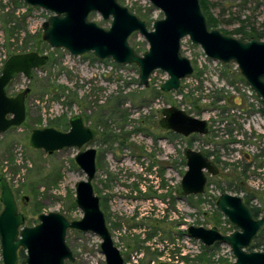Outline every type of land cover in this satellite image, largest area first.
<instances>
[{
    "label": "rangeland",
    "instance_id": "obj_1",
    "mask_svg": "<svg viewBox=\"0 0 264 264\" xmlns=\"http://www.w3.org/2000/svg\"><path fill=\"white\" fill-rule=\"evenodd\" d=\"M119 2L145 20L149 29L164 17L148 0ZM210 2L211 11L221 21L218 29L237 28L238 20L227 21L234 17L248 19L259 29L263 27L264 0L259 5L250 2L245 8H240V0ZM52 13L24 0H0V74L1 63L12 54L38 51L50 57L45 66L33 71L30 79L17 74L8 86L12 96L31 88L26 98L27 117L21 126L0 134V173L8 178L19 210L27 216L26 225L39 223L38 216L51 211L60 212L69 220L82 218L83 212L75 201V184L86 179V175L75 155L88 147L97 150L93 187L102 210L103 197L109 196L105 210L108 227L117 224L112 236L125 264H159L160 256L175 252L173 242H178L177 238L182 240V232L186 230L187 234L190 225L217 227L223 234L236 230L217 207L218 196L224 192L244 199L249 191L253 195L250 203L260 207L263 214L264 104L247 84L236 62L213 60L200 45L185 37L181 52L191 60L194 73L182 79L178 90L164 92L160 86L169 75L157 69L146 88L139 82L136 64H117L111 58L99 60L92 52L74 56L65 48L51 47L43 40V24ZM89 20L104 28L112 22V18L106 20L98 12H92ZM129 41L139 54L149 49L139 32H134ZM168 106L206 119L209 133L186 137L164 130L159 120L162 109ZM74 115H82L86 125L93 128L95 117L107 126L103 123L95 127L96 139L81 149L70 147L48 154L30 145L32 129L52 126L68 131L69 119ZM62 120L60 127L57 122ZM185 147L208 153L219 171L215 175L206 172L208 181L203 194L174 199L187 170ZM163 164L170 168L166 178L171 198L167 207L160 206L155 211L161 219L156 233L159 237L152 240L147 236L155 231L158 218L152 215L155 204L148 196L156 190L157 183L152 184L151 180H156V172ZM3 207L0 200V212ZM260 240H264V233ZM193 241L197 243L195 238ZM66 242L76 257L66 264H106L101 239L96 234L69 229ZM197 244L199 251L184 245L186 255L181 258L185 263L234 264L229 245L218 242L205 249L201 241ZM202 258L207 262H201Z\"/></svg>",
    "mask_w": 264,
    "mask_h": 264
},
{
    "label": "water",
    "instance_id": "obj_2",
    "mask_svg": "<svg viewBox=\"0 0 264 264\" xmlns=\"http://www.w3.org/2000/svg\"><path fill=\"white\" fill-rule=\"evenodd\" d=\"M28 5L53 12L43 24V40L53 48H65L74 56L92 52L99 60L113 59L117 64H136L141 86H150V77L157 69L169 77L160 89L164 92L178 90L182 79L194 73L191 60L181 52L182 40L189 37L198 44L206 56L223 63L236 62L247 84L264 104V40L252 38L242 41L219 29L208 26L200 0H148L160 9L164 17L153 23L132 12L119 0H24ZM92 12L104 19L112 18L111 26L104 28L89 20ZM134 32L141 33L149 44L143 54L136 52L129 38ZM48 54L28 51L12 54L0 74V134L21 126L27 117L26 98L31 92L26 87L15 96L7 88L17 74L27 79L34 70L49 62ZM70 129L56 127L34 128L29 137L30 145L48 154L64 148L81 149L93 141L98 131L86 125L82 115L69 119ZM162 128L183 136L209 133V122L188 114L177 106L162 109L159 121ZM187 170L178 187V194L189 196L205 192L208 177L218 173L216 164L202 151L185 147ZM97 150L88 147L75 155V161L86 179L75 184L76 204L83 212L80 219L69 220L60 212L51 211L38 216L39 223L26 225L27 216L19 210L15 192L6 176L0 173V242L3 264H19V250L25 251V264H66L76 257L66 242L69 229L92 232L101 239V252L106 264H124V258L116 246L107 226L106 217L96 195L93 179L97 172ZM26 199H29L26 197ZM217 207L237 227L223 234L217 227L190 225L187 235L200 240L205 246L223 243L230 246L234 264H264V251L248 248L264 226V215L255 218L244 199L224 192L218 196ZM168 264V263H162ZM204 264V263H183Z\"/></svg>",
    "mask_w": 264,
    "mask_h": 264
},
{
    "label": "trees",
    "instance_id": "obj_3",
    "mask_svg": "<svg viewBox=\"0 0 264 264\" xmlns=\"http://www.w3.org/2000/svg\"><path fill=\"white\" fill-rule=\"evenodd\" d=\"M250 2H256L258 5L260 4V0H240V8H245L247 6V4H249ZM200 4L202 7V10L206 16L207 19V23L208 26L211 29H218V26L220 25L221 21L219 19V17L215 16L213 14V12L211 11V6L212 3L210 2V0H200ZM225 11V8H223V12ZM233 20H238L239 26L237 28H235L234 30L231 31H227V30H221L223 33L234 36L242 41H248L252 38H257L259 40H264V21H263V27L262 29L257 28L254 25H251V23L249 22L248 19H241L240 17H234L231 18L229 20H227L228 22H233ZM117 104V102H116ZM118 108V106H116ZM119 109V108H118ZM117 109V110H118ZM116 110V109H115ZM262 111L264 112V105L262 107ZM104 115V114H102ZM101 118H96L94 120V126L96 128H98L99 126H102L103 123H105V125L107 126L106 122H103V120H100ZM67 122V121H66ZM62 123H64V120L62 121H58L57 124L58 126H60ZM61 127V126H60ZM94 127V128H95ZM109 138V137H108ZM208 157L209 154L205 153ZM210 158V157H209ZM239 186V185H238ZM239 189H243L241 186L238 187ZM194 196V195H192ZM253 195L248 191L246 193V196L244 198V202L250 206L252 212H253V216L255 218H259L261 215V211L262 209L260 207L254 206L250 203V197H252ZM233 228H235L234 225H232ZM264 233V226L259 230V232L257 233L256 237L254 238V240L252 241L251 245L249 246L248 250L249 251H253L255 249L258 250H263L264 251V240H260L261 235H263ZM151 234H149L148 236H150ZM258 239V241H257ZM256 241V242H255ZM205 249H211V247H207L204 246ZM25 259H26V254L25 251L21 248L19 250V264H25ZM201 262H207V260L205 258H202Z\"/></svg>",
    "mask_w": 264,
    "mask_h": 264
},
{
    "label": "flooded vegetation",
    "instance_id": "obj_4",
    "mask_svg": "<svg viewBox=\"0 0 264 264\" xmlns=\"http://www.w3.org/2000/svg\"><path fill=\"white\" fill-rule=\"evenodd\" d=\"M164 130L168 131L169 133L170 132H173V131L168 130V129H164ZM198 135H200V134H198ZM186 165H187V161H186ZM159 169L160 170L156 172V174H159V176L157 175L158 177H156V180H154V181L151 180L152 184H154V182L157 183V185L154 186L156 188V190H151V192H150V194L148 196L150 198V200L153 202L152 205L154 206V204H155V206L151 208L153 212H155L156 210L158 212L160 210V206H162L163 209H164V207H167L169 205V203H170V198H171L170 182H169V179L166 178V175H167V173H169V169L170 168H169V166L163 164V166L161 168H159ZM176 197H178V198H183L184 197V195L178 194V188L175 190L173 198L175 199ZM108 198H109V196H104L103 197V200H104V210H102L104 212V214H105V217H106L107 226H108V221H107V214H106L105 210H107V208H108V204H107ZM153 212H152V215H154V216H156L158 218V219L155 220L156 228H155V231L153 232V234H151L150 236H147V238L148 239H152V240H156L159 237V236L156 235V233H157V230H158V227H159V224H160L161 216L159 214H157L156 212H155V214H153ZM263 215H264V211H263V214L260 215V217L263 216ZM162 220H163L162 223L165 224L166 223V218H165L164 215L162 216ZM114 226L117 227V224H115ZM114 226H112L110 228L108 227L109 230H110V232H111V234L115 231L114 230ZM182 233H183V235H185L186 234V230H184ZM227 234H229V233H227ZM164 236H165V234H164ZM164 236H163L162 239H163V241H166L164 239ZM179 237H181V236H179ZM119 250H120V248H119ZM120 252H121V250H120ZM162 263H167V262H160L159 264H162ZM124 264H125V260H124ZM168 264H171V263H168Z\"/></svg>",
    "mask_w": 264,
    "mask_h": 264
},
{
    "label": "built area",
    "instance_id": "obj_5",
    "mask_svg": "<svg viewBox=\"0 0 264 264\" xmlns=\"http://www.w3.org/2000/svg\"><path fill=\"white\" fill-rule=\"evenodd\" d=\"M183 41V40H182ZM6 61V60H5ZM5 61L4 62H2L1 64H2V66H4V63H5ZM186 229V228H185ZM186 237H188V241H186ZM178 242H173V247H174V253L173 254H170V253H166V255H162V256H160L159 257V260H158V262L160 263V262H167V263H171V264H183V263H185V260H183L182 258H181V256L182 255H186V252H185V247L187 246V247H191V248H195L196 250H198V248H199V245L197 244V243H200V241L199 240H197L196 239V242L197 243H195L193 240H194V238H192V237H190V236H187V234L186 235H184V238L182 239V240H180L179 238H177L176 239ZM167 244H169L168 242H167ZM171 244V243H170ZM169 244V245H170ZM176 245H177V247H176ZM184 245H185V247H184ZM189 249V248H188ZM199 251V250H198ZM193 256V258L195 257V255H192Z\"/></svg>",
    "mask_w": 264,
    "mask_h": 264
}]
</instances>
